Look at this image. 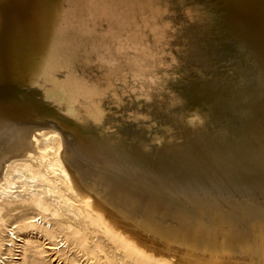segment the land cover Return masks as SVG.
Returning <instances> with one entry per match:
<instances>
[{
  "label": "bare ground",
  "instance_id": "bare-ground-1",
  "mask_svg": "<svg viewBox=\"0 0 264 264\" xmlns=\"http://www.w3.org/2000/svg\"><path fill=\"white\" fill-rule=\"evenodd\" d=\"M139 193L194 223L130 213ZM91 195L161 249L264 264V0H0V264L67 248L53 219L88 264L175 263ZM25 206L42 216L13 220Z\"/></svg>",
  "mask_w": 264,
  "mask_h": 264
},
{
  "label": "rangeland",
  "instance_id": "rangeland-1",
  "mask_svg": "<svg viewBox=\"0 0 264 264\" xmlns=\"http://www.w3.org/2000/svg\"><path fill=\"white\" fill-rule=\"evenodd\" d=\"M76 183H77L78 186H80L78 184L79 183L78 180L76 181ZM90 199H91V203L93 205L92 207L95 208L94 210L101 212L103 214L104 219L106 218L107 220L106 219L105 220L108 223H110V224L112 223V226L115 224L114 227H116V231L120 229L119 231H121V233L122 232L124 233V234L122 233V235H125L127 237L128 236L129 237H132L131 239H133V238L136 239V242L139 243V246L142 247V248L140 247L142 250L145 249L144 251L157 252L156 253L157 255L158 254H161V253H165V255L168 258L170 257L171 261L175 262V263L172 262L173 264H176L178 261H181L182 259L184 261L182 260L181 262H179L177 264H180V263H182V264H190L191 260L189 258H192V257L189 256V258H188L187 257L188 255L185 256V254L183 253V251H184L183 250V246L173 245L172 244V246H171L172 247V250H169L168 248L167 249L169 251L166 248L161 249V248H163L162 247L163 245L162 246H159L160 239L157 238L156 236H154L149 229L144 228V227L143 228L138 227L131 220L124 219L125 217L122 214H119V211L117 210V207H115V206L112 207V206L108 205L101 198H99V197L97 198L95 195H91L90 196ZM24 209H25V211H24ZM30 210H32V211L30 212ZM17 212L18 213H16V215L14 216V218H12L13 220L18 219L20 216H25L26 214H28V215H30V214L31 215H37V217L42 216V213L40 212V210L39 211L37 210L36 212H34V210L32 208H30V206L20 207L19 209H17ZM38 214H39V216H38ZM30 218L27 217L28 220ZM45 218H47V216H45ZM47 219L52 220L53 217L52 218L49 217ZM28 220L23 221L24 225L27 224L26 222ZM54 221H55V219L52 220L51 224H54L53 225L54 228L56 227V228H58L60 230L59 236H57L56 238L57 239H61L62 237L63 238L66 237L65 238V240L67 241L66 242V245H67V243H69V241H71L69 243L70 246L69 245H68V247L66 246L67 248L61 247L60 250L58 248H55V249H50V250L43 251V252L39 253V250H41L43 244H42V241H38L37 239H35L33 241H30L29 245H27L28 247H30V246L32 247V249L34 250V253H35L34 255H30L29 254L30 251L22 243H18L17 244V248L9 247V246L7 247L6 245H4L3 246V249L5 251H9V252H15V251H17V252H15V253H17L15 256L20 257V258H17V259L15 258V259H16L17 263H19V264H52L53 263L52 262L53 257L56 258V261L60 260V261H63V263H65L67 261V262H69L71 264H88L86 256H82L81 257V255H83V253L81 251L80 252H76V251L74 252V251H72V250H74L73 244H75L74 238L71 237L72 235L70 233H66V230L65 229L62 230L61 228H59L60 225H58L57 220L55 221L56 224L54 223ZM15 222H14L15 224H18L19 225L18 228H19V231H21V232H25V231H28V230H34L33 228H35V227H32V226L24 227V225H22L20 221H15ZM55 225H57V226H55ZM58 229H57V231H58ZM62 232H64V235H63ZM65 234L66 235H69L70 234V237L69 236H66ZM55 235H56V232L54 234L51 232L50 233V239H48L47 241H50V240L51 241H54V240L56 241L57 239H55V237H54ZM93 240L96 242L99 239L95 235L93 237ZM160 245H161V243H160ZM162 251H165V252H162ZM75 253H76V255H75ZM179 258H181V259H179ZM192 260L194 261L193 258H192ZM194 262H191V263L193 264ZM195 263L196 264H200L198 262H195ZM97 264H103V260L102 259H99Z\"/></svg>",
  "mask_w": 264,
  "mask_h": 264
},
{
  "label": "water",
  "instance_id": "water-1",
  "mask_svg": "<svg viewBox=\"0 0 264 264\" xmlns=\"http://www.w3.org/2000/svg\"><path fill=\"white\" fill-rule=\"evenodd\" d=\"M54 121H50L48 125H52ZM68 136H70V133H67ZM120 192V190H118ZM121 193V192H120ZM123 194V193H121ZM141 198H139L141 201L143 200L145 205H142L140 208H137V210H132L129 207V211L132 214H136L139 216L147 215L152 220L161 222L160 225L163 228H170L174 230V228H177V231L182 232L186 230L184 227H190L192 222L189 218H185L183 213L180 212L177 209H173L171 206L166 204L165 202H155L156 204L148 205L150 203V198L147 197L145 194H138ZM132 199V195L127 194L126 198ZM138 199V198H136ZM152 200V199H151ZM139 201L138 203H142ZM153 206V207H152ZM146 216V217H147ZM212 224L211 222H208ZM236 227V226H234Z\"/></svg>",
  "mask_w": 264,
  "mask_h": 264
}]
</instances>
